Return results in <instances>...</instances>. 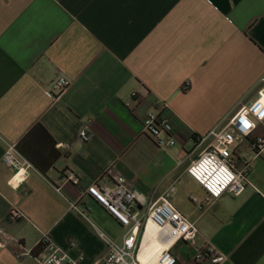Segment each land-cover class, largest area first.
I'll use <instances>...</instances> for the list:
<instances>
[{"label":"crops","instance_id":"1","mask_svg":"<svg viewBox=\"0 0 264 264\" xmlns=\"http://www.w3.org/2000/svg\"><path fill=\"white\" fill-rule=\"evenodd\" d=\"M58 74L70 85L53 98ZM212 80L226 81L232 99L209 120L193 118L182 102ZM263 86L264 0H0V231L13 238L0 264H41L44 251L16 258L13 250L32 251L43 233L79 264L103 261L105 244L68 203L115 176L143 202L167 198L194 224V242L171 249L176 264H194L205 243L227 256L223 264H264V151L235 135L237 167L248 165L237 196L208 201L186 174L209 143L197 138L222 129ZM164 106L178 127L172 147L143 133L147 113ZM85 127L87 143L78 137ZM263 131L264 121L255 134ZM21 142L44 173L31 169L16 185L1 159L7 144ZM88 204L91 222L119 241L122 230Z\"/></svg>","mask_w":264,"mask_h":264},{"label":"built area","instance_id":"2","mask_svg":"<svg viewBox=\"0 0 264 264\" xmlns=\"http://www.w3.org/2000/svg\"><path fill=\"white\" fill-rule=\"evenodd\" d=\"M70 81L58 74L53 80L50 96L59 97L69 87ZM189 83L182 86L187 90ZM264 121V86L257 97L249 104L240 105L233 116L228 118L222 129L214 128L203 138H197L198 144L209 140L204 150L192 160L186 168V174L199 186L206 200L219 199L223 194L239 195L247 184L245 172L247 163L238 169L237 160L232 152L235 135L246 138L252 152L256 155L264 151V131L255 134L257 127ZM143 133L158 147H172L176 144V118L164 106L159 111L148 112L142 123ZM78 137L82 142H89L92 135L87 128H82ZM2 164L13 170V183L19 184L29 177L35 169L12 144H7L1 159ZM66 181L78 184V178L67 174ZM58 190V189H57ZM195 200L194 198H191ZM89 202L96 204L122 230L121 239L109 236L97 228L89 218ZM69 209L84 218L95 228L99 239L106 246V257L94 264H144L139 253L149 223L158 229L156 240L163 245L154 264H176L171 249L179 242L193 243L197 230L165 197L155 201L143 202L139 195L126 185L123 177L115 176L112 184L97 180L82 189L76 201L69 202ZM10 218L19 220L21 214L11 211ZM13 238L5 231H0V248H5ZM18 244V243H17ZM39 244L43 245L41 264H79L81 257L73 259L52 242L47 233L42 234ZM13 250L16 258L30 255L20 244ZM208 260L211 264H223L227 256L205 243L197 248L191 262L201 264Z\"/></svg>","mask_w":264,"mask_h":264},{"label":"rangeland","instance_id":"3","mask_svg":"<svg viewBox=\"0 0 264 264\" xmlns=\"http://www.w3.org/2000/svg\"><path fill=\"white\" fill-rule=\"evenodd\" d=\"M229 87L226 81L212 80L203 84L200 87V94L193 93L192 95L184 98L182 104L189 105L190 116L194 118L196 114L204 113L208 120L215 115L221 109V106L229 104V100L232 99V93L228 91ZM196 121V119H193ZM198 122V120H197ZM194 123V122H193Z\"/></svg>","mask_w":264,"mask_h":264},{"label":"bare ground","instance_id":"4","mask_svg":"<svg viewBox=\"0 0 264 264\" xmlns=\"http://www.w3.org/2000/svg\"><path fill=\"white\" fill-rule=\"evenodd\" d=\"M158 229L152 223L148 224L147 231L144 236V241L139 253V259L144 264H154L161 252L163 245H161L157 240Z\"/></svg>","mask_w":264,"mask_h":264},{"label":"trees","instance_id":"5","mask_svg":"<svg viewBox=\"0 0 264 264\" xmlns=\"http://www.w3.org/2000/svg\"><path fill=\"white\" fill-rule=\"evenodd\" d=\"M36 130H43V128L41 127V126H37L36 128H35ZM44 131V130H43ZM21 146H22V142L21 143H19L18 145H16L15 147H16V150L27 160V161H29L30 163H31V165L34 167V168H36V169H38L39 171H41L42 173H44L43 172V170L42 169H40V168H38V167H36L35 166V164L30 160V158H28L26 155H25V153L23 152V150H22V148H21ZM43 245L42 244H38V246H36V248H34L32 251H31V255H35L36 253L35 252H42L43 251Z\"/></svg>","mask_w":264,"mask_h":264}]
</instances>
